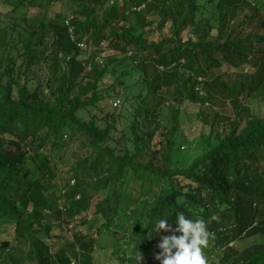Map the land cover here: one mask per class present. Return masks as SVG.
Returning <instances> with one entry per match:
<instances>
[{"label":"trees","instance_id":"16d2710c","mask_svg":"<svg viewBox=\"0 0 264 264\" xmlns=\"http://www.w3.org/2000/svg\"><path fill=\"white\" fill-rule=\"evenodd\" d=\"M62 1L0 0V224L13 230L9 247L0 245V264H98V251L118 256L121 241L127 264H160L157 244L171 233H152L153 222L164 217L175 228L179 212L203 219L214 233L203 250L208 264H264L262 240L241 252L229 247L264 237V117L246 115L244 104L264 92V0H178L174 11L166 0ZM141 4L142 11H131ZM240 9L249 14L234 24ZM168 16L172 35L149 41ZM190 26L197 30L184 39ZM79 42L93 51L82 57ZM104 42L118 54L98 61ZM146 64L163 70L135 79L139 101L115 138L121 115L98 105L109 90L118 94L114 65L125 77L143 73ZM248 65L254 71L240 80L217 74L206 80L222 66ZM188 94L200 107L227 101L233 114H215L210 122L199 108L195 120L209 133L200 136L201 151L178 164L175 135ZM166 112L165 140L152 148ZM101 193L94 211L104 225L85 234ZM55 228L65 238L54 236ZM57 239L62 243L52 252ZM224 253L244 254L225 263Z\"/></svg>","mask_w":264,"mask_h":264},{"label":"rangeland","instance_id":"374dc122","mask_svg":"<svg viewBox=\"0 0 264 264\" xmlns=\"http://www.w3.org/2000/svg\"><path fill=\"white\" fill-rule=\"evenodd\" d=\"M178 0H166L167 5L170 6L172 8V11H174V7H175V3H177ZM63 4H66L68 1L67 0H63L62 1ZM205 2V0H201V4H203ZM1 11H4L5 8L4 7H0ZM249 14V11H247L246 9H240L239 12H237V16L234 19V24L240 22L245 15ZM199 15V14H198ZM96 20L100 19V13L97 14L95 16ZM200 18H203L200 16ZM202 20V19H201ZM173 22L172 17L168 16L166 18V21L164 23V26L159 29L158 26H155L150 35L148 36L149 41H160L163 37H170L172 35L171 29H170V25ZM204 22V21H203ZM5 23H0V27L4 26ZM205 25V22L203 24H201L199 27L202 29V26ZM197 29H195L194 27L190 26L188 28H186L183 33L182 36L183 38H187L188 36L193 37L195 32ZM202 33H203V29H202ZM251 41L248 40L247 43H250ZM256 47L259 46V44L255 45ZM84 50V52H82V57H86L89 52L93 51V47L87 45V47L85 49H81ZM100 53L97 57L98 61H104L106 58L111 57L116 53L113 49H111L107 43H103L102 44V49H100ZM130 61H127V64ZM182 62V61H181ZM200 66H203L202 61H200ZM257 68V67H256ZM123 67L122 66H118V65H114V76L118 78L119 80V85L117 84V91L118 94L117 95H113L114 91L113 90H109L110 91V98H106L105 100H102L99 102V108L100 110H102L103 113L105 114H115L117 116L121 115V118L117 119V125H116V130H114L112 132V136L115 138H120L121 134L123 133L122 129H124L125 126V119L127 118H131V111L133 110V107L137 105L139 99H138V93L140 90V87L138 86V84L136 83V80H140L141 78H143V76L145 77H150L153 74H156L157 72L163 70L162 67H157L155 68L154 65L152 64H146L144 67H141V71H143V73H135L134 76H125V77H121V71H122ZM253 67L252 66H244V67H240L237 70L234 69H226V66H222L221 69L219 71H211L209 77L206 80L209 79H213L216 74L221 76L220 80H224V81H229L233 82V81H237L240 80L245 74L251 73ZM243 71V73H241L240 71ZM224 71H226L227 73H224ZM112 80V77H108L106 79V83H110V81ZM205 81V80H204ZM205 84V83H204ZM205 88V85H204ZM110 89V88H109ZM206 89V88H205ZM113 95V96H112ZM126 97H128V101H126ZM119 100L118 106L114 107L113 106V102L115 100ZM173 104H177L174 101H171ZM212 102V103H211ZM210 103L206 104L205 102H203L202 106L204 107H200L201 100L199 99H194L192 98V95L186 97L185 101L182 103L181 108H182V113L180 115V127L178 129V131L176 132L175 135V141H176V150H175V154H174V162L178 163V164H186L188 163L192 157L195 155V153H197L198 151H201L202 148V140L200 139V136L203 138H205L208 133H209V129L208 126H204L203 123L198 122L195 120L196 117V113L198 112L199 108H201V110L204 113H207L210 118L209 121L211 122V120L214 118L215 114H220V115H226V116H232L233 114V110L231 108V106L229 105V103L227 101H223V100H217L215 102L211 101ZM244 104L247 106L248 108V112L246 115L252 116V115H256V116H263L264 117V92L262 94V97H256L251 96L250 99H247ZM92 113L97 112V110L95 108L91 109ZM168 113L166 112L164 115V119L163 124H161L158 133L156 134L153 142L151 143L152 148L155 149H159L160 147H158V145H155L158 140H165L163 138V134L165 133V124H166V115ZM123 116V117H122ZM108 121H112V119L108 118ZM216 121V120H214ZM203 129V133L202 135L200 134V129ZM75 152L74 147L69 148L68 152L66 154L67 160L69 162H71L73 160L72 157V153ZM68 168V166L66 165L62 167L63 171H66ZM103 193L99 194V197L97 199H95L93 201L92 207H91V211L88 214V220H89V226H86L84 228H82L83 232L85 234L87 233H91V231H96V230H100L102 229L103 225H104V220L105 217L101 216V214L97 213L96 210L94 211V204L95 201L98 199L103 198ZM104 218V219H103ZM76 223L79 225L80 223L78 221H76ZM13 230L10 226L7 225H1L0 224V245H2V242H9L12 239V233ZM54 236H61L64 237L66 236V232L64 231H59L56 228L53 231ZM45 239V238H44ZM63 239V238H62ZM62 239H57L52 241V243L50 242V246H51V251L54 252L62 243ZM264 241V237L262 235H254L252 237H247V238H243L233 244H231L229 247L236 250V251H243L244 248L249 247L250 245H252L253 243H255L256 241ZM101 243H106L108 244L109 242L107 241L106 237H103L102 239H100ZM125 242L121 241L120 245H119V253L118 256L115 254H112V250H106V251H98V256L97 258L99 259V263L98 264H127V258L124 255L127 247L124 245ZM10 245V242H9ZM9 247V246H8ZM245 253V252H244ZM243 253V254H244ZM226 256L223 257V260L225 263H229L230 261H232V259H235L238 256H241L243 254H239L236 255L235 253H224ZM230 260V261H227ZM28 264V263H27Z\"/></svg>","mask_w":264,"mask_h":264},{"label":"clouds","instance_id":"9594fccd","mask_svg":"<svg viewBox=\"0 0 264 264\" xmlns=\"http://www.w3.org/2000/svg\"><path fill=\"white\" fill-rule=\"evenodd\" d=\"M175 224L176 227L173 228L164 217L154 220L152 233H159L161 230L171 233L160 236L157 244L160 251L156 253L155 258L160 264H208L203 250L207 247L209 239L214 237V233L209 231L206 222L179 212L176 214ZM137 260H141L140 253Z\"/></svg>","mask_w":264,"mask_h":264},{"label":"built area","instance_id":"2783aa9c","mask_svg":"<svg viewBox=\"0 0 264 264\" xmlns=\"http://www.w3.org/2000/svg\"><path fill=\"white\" fill-rule=\"evenodd\" d=\"M111 3H113V1H111ZM144 8H145V4H141L139 6H132L131 7V11L139 12V11H142ZM146 29H148V28H146ZM78 46L81 49H85L87 47V45L85 43H83V42H79L78 43ZM181 61H183V60H181ZM196 81H197V83H196V90H197V92L199 93L200 96H204L205 95L204 78L203 77H198L196 79ZM118 103H119V100L117 99V100H115L113 102V106L114 107H117L118 106ZM205 103L208 104L207 102H205ZM73 184H74V181L72 180L71 181V185H73ZM59 208L60 209H63V206H60ZM72 228H73V224L71 223L67 227V231L71 235H72ZM71 264H81V263L72 260Z\"/></svg>","mask_w":264,"mask_h":264},{"label":"water","instance_id":"95a60500","mask_svg":"<svg viewBox=\"0 0 264 264\" xmlns=\"http://www.w3.org/2000/svg\"><path fill=\"white\" fill-rule=\"evenodd\" d=\"M8 246H9V242H4V243L1 245L2 248H8Z\"/></svg>","mask_w":264,"mask_h":264}]
</instances>
